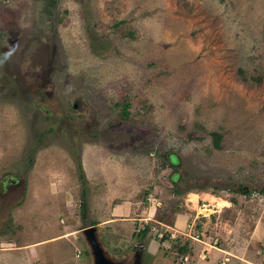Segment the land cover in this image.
I'll return each instance as SVG.
<instances>
[{
	"label": "rangeland",
	"instance_id": "1",
	"mask_svg": "<svg viewBox=\"0 0 264 264\" xmlns=\"http://www.w3.org/2000/svg\"><path fill=\"white\" fill-rule=\"evenodd\" d=\"M51 172L82 225L152 212L124 235L128 212L96 227L114 262L182 264L176 250L203 232L224 264H260L264 0H0V246L23 241L14 215ZM64 251L93 264L85 241Z\"/></svg>",
	"mask_w": 264,
	"mask_h": 264
},
{
	"label": "crops",
	"instance_id": "2",
	"mask_svg": "<svg viewBox=\"0 0 264 264\" xmlns=\"http://www.w3.org/2000/svg\"><path fill=\"white\" fill-rule=\"evenodd\" d=\"M82 168L86 169L85 164L82 165ZM33 172L34 175H42L41 172L35 171V169ZM53 174H55L54 177ZM59 175L62 176L58 172H51L50 175L44 178H31L27 185L28 190H26L28 197H25L27 199L22 204L21 214L16 212L14 215V220L17 219V222H20L24 225L23 228L25 238L20 243H14L8 246H0V264H69V258L67 255H65L64 248L66 249L69 247L70 243L73 242L74 237L76 239L78 238V240L84 243L85 240L81 233L83 228L88 226H94L96 228L115 225L117 222L116 217H118V213L122 215L128 212L126 205H123L122 208L118 209L117 211H113V214L111 213V209L108 208V213H103V215L100 216L97 221H94L93 223L88 221L83 225L80 224V219L78 220V218H74L72 215L74 195L71 192L72 189L69 188V184L60 183L56 186L52 182V179H55V176ZM67 178L68 180L70 179V177ZM201 192L203 193V191ZM228 197L230 199H234L233 195ZM215 198L226 203L229 202V199L226 201L223 197ZM229 204L230 207H233L232 211H239L238 209L234 208L236 204ZM128 213L129 217L126 215L125 217L127 218H124L121 220V223H119V225H121L120 234H123L122 230H124V227H128L129 225L133 226V224L141 225L150 222L152 215V212H149L148 219L147 217L144 218L145 215L144 212H142V209L135 210L132 209L131 206L129 207ZM238 216L237 218H239ZM161 225L164 224L161 223ZM140 234L142 235V231ZM201 235L203 238L202 240L191 239L189 242H185L184 246L178 248L176 250L177 253L170 252L175 254L181 253L182 256H184L183 259H185L182 264H224L226 253H228L225 247H221L222 244H220L219 247L216 243L217 239L213 244L211 243L213 242L212 240L210 242L205 240V234L203 232H201ZM69 237L72 239L68 240ZM145 238L141 237V244L144 243ZM0 241L7 242V239ZM47 241L56 243L54 250L47 254L40 253V251L36 250L38 246L45 244ZM163 246L164 244H161V246L155 243L149 244L146 248V251L149 252L151 256L160 255V257H162L166 251V249L162 250ZM253 256L254 255L252 253L251 257ZM155 257L157 256L152 257L153 261L151 264H154L155 259H158ZM163 259L168 260L165 257ZM227 260L233 264L230 256L227 258ZM169 264L174 263L170 262ZM234 264H236L235 261ZM260 264H264V260L261 259Z\"/></svg>",
	"mask_w": 264,
	"mask_h": 264
},
{
	"label": "water",
	"instance_id": "3",
	"mask_svg": "<svg viewBox=\"0 0 264 264\" xmlns=\"http://www.w3.org/2000/svg\"><path fill=\"white\" fill-rule=\"evenodd\" d=\"M95 229L96 228L94 226H88L81 230L83 238L89 247L93 264H122L112 261L105 255L103 249L95 237Z\"/></svg>",
	"mask_w": 264,
	"mask_h": 264
},
{
	"label": "bare ground",
	"instance_id": "4",
	"mask_svg": "<svg viewBox=\"0 0 264 264\" xmlns=\"http://www.w3.org/2000/svg\"><path fill=\"white\" fill-rule=\"evenodd\" d=\"M205 195H206V197H208L207 198L208 200L214 201V202H216V204H218V202H220V200H217L215 197H212L211 195H207V194H205Z\"/></svg>",
	"mask_w": 264,
	"mask_h": 264
},
{
	"label": "trees",
	"instance_id": "5",
	"mask_svg": "<svg viewBox=\"0 0 264 264\" xmlns=\"http://www.w3.org/2000/svg\"><path fill=\"white\" fill-rule=\"evenodd\" d=\"M213 135H216V134H213ZM172 157V156H171ZM240 193H245V190H239ZM263 192H264V188H263ZM218 197V196H217ZM147 230V227H145L143 230H142V235L145 234V231ZM182 250V249H181Z\"/></svg>",
	"mask_w": 264,
	"mask_h": 264
},
{
	"label": "built area",
	"instance_id": "6",
	"mask_svg": "<svg viewBox=\"0 0 264 264\" xmlns=\"http://www.w3.org/2000/svg\"><path fill=\"white\" fill-rule=\"evenodd\" d=\"M264 197V196H263Z\"/></svg>",
	"mask_w": 264,
	"mask_h": 264
}]
</instances>
